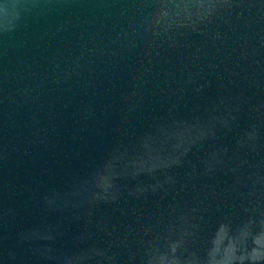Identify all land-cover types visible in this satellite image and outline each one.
<instances>
[{
	"label": "water",
	"instance_id": "obj_1",
	"mask_svg": "<svg viewBox=\"0 0 264 264\" xmlns=\"http://www.w3.org/2000/svg\"><path fill=\"white\" fill-rule=\"evenodd\" d=\"M0 264H264V0H0Z\"/></svg>",
	"mask_w": 264,
	"mask_h": 264
},
{
	"label": "clouds",
	"instance_id": "obj_2",
	"mask_svg": "<svg viewBox=\"0 0 264 264\" xmlns=\"http://www.w3.org/2000/svg\"><path fill=\"white\" fill-rule=\"evenodd\" d=\"M137 191H141V189H137Z\"/></svg>",
	"mask_w": 264,
	"mask_h": 264
}]
</instances>
